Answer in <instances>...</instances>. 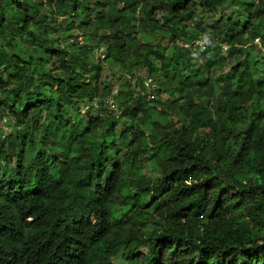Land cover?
Segmentation results:
<instances>
[{"label": "trees", "instance_id": "obj_1", "mask_svg": "<svg viewBox=\"0 0 264 264\" xmlns=\"http://www.w3.org/2000/svg\"><path fill=\"white\" fill-rule=\"evenodd\" d=\"M256 38L264 1L0 0V264H264Z\"/></svg>", "mask_w": 264, "mask_h": 264}, {"label": "rangeland", "instance_id": "obj_2", "mask_svg": "<svg viewBox=\"0 0 264 264\" xmlns=\"http://www.w3.org/2000/svg\"><path fill=\"white\" fill-rule=\"evenodd\" d=\"M256 2L258 3H262L264 0H255ZM225 12L226 13H230V17H231V20L232 22L233 21H237L238 18L241 17V11H242V7H234L233 5L232 6H226L224 8ZM74 38H77V39H81V34L78 33V32H74V35H73ZM261 40V39H260ZM258 41L257 44H253L254 46V51L257 52V58L259 60H261V62H264V45L261 43V41ZM254 43V42H253ZM95 60H100L102 57H103V50L100 49L96 52V56H95ZM226 71L228 70V68L225 69ZM117 71H118V67L116 64L110 62V61H105L103 63V66H102V73H101V78L100 80H102L105 84H112V85H115L118 83V80L116 79V74H117ZM211 75L214 77L217 76V74L219 73L217 70L213 69L211 72ZM147 76V72L146 70H141L140 74H139V79H141V81L143 79H145V77ZM134 83V81H133ZM165 95L163 94V99H164ZM159 101H162V98H160ZM104 109V113H109L108 109H106V107L103 108ZM74 116H75V113L74 111H72L70 113V118L71 119H74ZM44 117V112L41 116V118ZM122 123H118L117 125V128H121L122 127ZM9 130L6 131V133H8ZM153 160V159H152ZM156 161L157 159H154L153 161H150V163L148 164V170L147 171H144V175L145 177L149 178V179H153V178H156L158 177L159 173H158V170L156 169ZM143 252H146V249L145 248H142ZM117 264H126L123 260L119 259L118 260V263Z\"/></svg>", "mask_w": 264, "mask_h": 264}, {"label": "built area", "instance_id": "obj_3", "mask_svg": "<svg viewBox=\"0 0 264 264\" xmlns=\"http://www.w3.org/2000/svg\"><path fill=\"white\" fill-rule=\"evenodd\" d=\"M258 41H259V38H256L254 40L255 43H257ZM182 45L184 47L191 48L192 50H198L199 49V50L203 51L206 49V47H208L209 40L207 37H203V38L197 39V40L192 41V42H184V43H182ZM144 86L147 89V92L149 93L148 96L150 97V93L156 89L155 82L153 81L152 78L148 77L144 81ZM118 89H119L118 84L113 85V88H112L110 95H108L104 99V104H105L106 109H108L109 113L115 114L116 117H118L120 114V108H119L117 101L115 99V96L118 93ZM99 106H100V99L97 97L93 98V100L89 104H87L83 107L82 113H84L85 111L90 110V109L95 111L99 108Z\"/></svg>", "mask_w": 264, "mask_h": 264}, {"label": "clouds", "instance_id": "obj_4", "mask_svg": "<svg viewBox=\"0 0 264 264\" xmlns=\"http://www.w3.org/2000/svg\"><path fill=\"white\" fill-rule=\"evenodd\" d=\"M200 38H203V37H200ZM200 38H195V39H192V40H188V41H186V42H192V41H195V40H197V39H200ZM255 40V39H254ZM255 43V42H254ZM255 44H257V43H255ZM184 47V46H183ZM185 49H188V50H190V51H201V50H192L191 48H187V47H184ZM204 51V50H203ZM149 76L147 75L146 77H145V79H143L142 80V86L145 88V86H144V81L148 78ZM149 78H151V77H149ZM153 81H154V79H153ZM155 82V81H154ZM156 84V83H155ZM146 89V88H145ZM156 90H157V84H156V89L153 91V92H151L150 93V96H153L154 95V93L156 92ZM146 93L147 94H149L148 92H147V89H146Z\"/></svg>", "mask_w": 264, "mask_h": 264}]
</instances>
